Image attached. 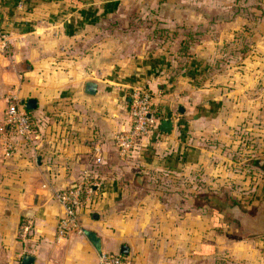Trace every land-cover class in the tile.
<instances>
[{"label":"crops","instance_id":"1","mask_svg":"<svg viewBox=\"0 0 264 264\" xmlns=\"http://www.w3.org/2000/svg\"><path fill=\"white\" fill-rule=\"evenodd\" d=\"M111 1L0 0L7 40L0 44V114L15 100L33 123L29 139L10 136V154L0 144V264H21L26 255L27 264H95L99 251L83 230L98 238L100 251L125 250L135 264H264V233L237 234L211 199L226 194L249 209L264 196L261 164L250 202L229 194L240 163L231 158L232 129L248 123L253 103L261 122L255 145L264 146V0H240L235 15V0H116L107 12ZM132 12L145 16L135 23L174 32L129 51L111 30ZM235 22L243 25L241 50L233 46ZM109 40L115 44L107 49ZM86 81L94 92L85 91ZM136 85L150 91L159 121L123 159L113 135L129 125ZM84 169L100 184L81 195V231L57 235L61 206L52 191L79 183ZM23 223L29 230L21 235Z\"/></svg>","mask_w":264,"mask_h":264},{"label":"built area","instance_id":"2","mask_svg":"<svg viewBox=\"0 0 264 264\" xmlns=\"http://www.w3.org/2000/svg\"><path fill=\"white\" fill-rule=\"evenodd\" d=\"M7 43L5 34H0L1 47ZM151 93L142 85L130 88L127 113L129 125L127 128L115 132L113 142L118 155L127 159L139 147L142 139L157 128L158 116L151 107ZM33 133V123L23 105L15 100L6 103L0 114V144L4 154L8 155L13 150L10 139L12 134L29 139ZM97 148L94 146L93 148ZM100 160L99 155H94V161ZM90 169H84L79 183L52 191V197L60 204L61 213L56 219L55 232L57 235H65L69 232H80V224L77 217V208L81 203V195L90 196L94 193V186L100 181L88 180ZM29 230V223L20 226V234L24 235ZM95 264H135L131 258L120 252H102L97 255Z\"/></svg>","mask_w":264,"mask_h":264},{"label":"rangeland","instance_id":"3","mask_svg":"<svg viewBox=\"0 0 264 264\" xmlns=\"http://www.w3.org/2000/svg\"><path fill=\"white\" fill-rule=\"evenodd\" d=\"M253 1L254 0H251L252 3H253ZM239 2H241V1L240 0L234 1V3H235L234 4V7H235L234 15L236 12H238ZM239 12H241V11H239ZM129 13L126 14L128 19H126V21L124 23L116 24L114 29L111 30V32L115 33V35L111 37V40L113 39V42H115L117 40L118 41L122 40L123 46L125 45L128 48L127 50H129V51H135V50H137L138 47H141L143 45L145 46V44L150 43L148 41L150 36L157 43L158 39H163V38L169 36V34L171 35L172 32H174V30H170V29L166 30V28H164L161 25L157 26L156 24H154V25L153 24H145V23L139 24V22L135 23L137 20L145 21L144 14L138 15V14H135V12H132V14H129ZM226 13L229 14V12H227V11H225V9H223L222 13L220 15L226 16ZM154 15H156V13H154ZM239 15H240V20L242 19L241 17L245 16L242 13H240ZM237 22H240V21H237ZM234 24H235V26H234V30H233V34H234L233 35V46H234V48H242V43L245 41L244 40L245 36L241 35V33H242L241 30H242L243 25L236 23V22ZM247 38L250 40L251 36H248ZM113 42L109 40L107 42L106 48L107 49L110 48L111 45L114 46L115 43H113ZM245 43H246V41H245ZM259 47L261 49H264V44L263 43L260 44ZM257 107H258V105L256 103H253V104H250L247 108V110L251 114L250 119H249L250 120L249 124L254 123V122L256 123L257 116L255 113H253V111L256 110ZM246 118H248V116H246ZM257 129H258V127L256 125L255 129L253 128V130H251V134H253L252 136H254V137L251 136V140L255 139V142L258 144L259 141L256 139L258 136V135L256 136V134L258 132ZM263 132H264V130L262 131V133ZM260 142H262V141H260ZM245 149L251 153V158L253 159V163L250 166V168L243 166V168L238 169L237 173L235 174L236 175L235 177L237 180L235 179L236 181L234 180L231 183V189L233 191L229 193L233 196V197L232 196L231 197L234 198V200H236V198H237V200L245 199V197L247 195H249L251 192H253L254 190L258 191L256 187L258 186V183L261 181V178H263L262 177V168H260V166H258V164H256L255 162H257L260 158H264V146L261 147L260 145L254 144V145H252V147L245 148ZM247 168L249 169V171H246ZM246 180H247V182H246ZM255 183L257 186L254 188ZM216 191H217V189H216ZM219 191H220V189L218 188V192ZM219 193H221V191ZM218 214L221 216L220 218L222 219L221 222H223V224H226L229 222L230 218L226 214H222L221 212H219Z\"/></svg>","mask_w":264,"mask_h":264},{"label":"water","instance_id":"4","mask_svg":"<svg viewBox=\"0 0 264 264\" xmlns=\"http://www.w3.org/2000/svg\"><path fill=\"white\" fill-rule=\"evenodd\" d=\"M95 84L92 81L85 82V91L87 93L94 92ZM26 108H32L34 106V100L32 98H27L24 103ZM160 128L163 131H168L170 129L171 123L167 119H162L159 122ZM257 164H263L264 159L261 158ZM212 204H215L219 209H221L230 219H232L237 224V234L246 235H257L264 233V196L259 200L256 205H253L249 209L242 208L237 202L232 201L227 195H223L222 198H217L211 196ZM85 234L90 238L91 242L100 252L98 238L93 234V232L88 230H83ZM124 253L125 250H120ZM31 259L30 256L26 255L22 257L21 264H27Z\"/></svg>","mask_w":264,"mask_h":264},{"label":"trees","instance_id":"5","mask_svg":"<svg viewBox=\"0 0 264 264\" xmlns=\"http://www.w3.org/2000/svg\"><path fill=\"white\" fill-rule=\"evenodd\" d=\"M30 1H32V0H23L25 6L28 5V3ZM90 1H92V0H90ZM107 1H109V0H107ZM112 2L113 1L106 3V5L104 7L105 11L108 12V11H111L113 9L112 7H113V5H115L116 0H114V3H112ZM244 47H245V42L242 43V48H244ZM242 48H238V49L241 50ZM249 122L250 121L248 120V123H243L244 125L241 124V125H238L236 127H233V129H232V134H233L232 139H233V143H234V148L232 149L233 152H232L231 158L233 156V158H232L233 163H236L234 160L240 159V163L236 164L237 165L236 169L243 168V166L250 168V166L253 163V159L251 158V153L249 151H247L245 148L252 147V145L255 144V139L251 140V136L253 135V134H251V130H253V127H256V125H257V127H259L258 125L261 122L257 121V120H256L257 124L255 122L249 124ZM252 137H254V136H252ZM241 149L246 150L245 153H243V154L240 153L242 156L241 158L243 160L241 158H237L236 153H235L237 150L241 151ZM245 160H248V161H245ZM246 171H249V169L247 168ZM255 191L251 192L249 195H247L245 197V199H241V200L236 199V200L239 201V203H241V204H246V202H250L253 199V197L255 195L254 194ZM263 238H264V236H263Z\"/></svg>","mask_w":264,"mask_h":264},{"label":"flooded vegetation","instance_id":"6","mask_svg":"<svg viewBox=\"0 0 264 264\" xmlns=\"http://www.w3.org/2000/svg\"><path fill=\"white\" fill-rule=\"evenodd\" d=\"M261 165H263V164H261Z\"/></svg>","mask_w":264,"mask_h":264}]
</instances>
